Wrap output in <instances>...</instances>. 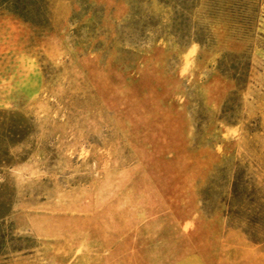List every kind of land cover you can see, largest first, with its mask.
Wrapping results in <instances>:
<instances>
[{"label":"rangeland","instance_id":"rangeland-1","mask_svg":"<svg viewBox=\"0 0 264 264\" xmlns=\"http://www.w3.org/2000/svg\"><path fill=\"white\" fill-rule=\"evenodd\" d=\"M207 1L209 49L137 39L157 0H48L44 28L0 9V264H264V231L201 198L236 165L264 194V0ZM224 52L251 61L229 121Z\"/></svg>","mask_w":264,"mask_h":264},{"label":"trees","instance_id":"trees-1","mask_svg":"<svg viewBox=\"0 0 264 264\" xmlns=\"http://www.w3.org/2000/svg\"><path fill=\"white\" fill-rule=\"evenodd\" d=\"M165 8L171 9L167 24H161L152 16L137 17L132 10L130 26L138 35L137 39H145L147 33L155 39H173L180 47L192 43L201 48H210L213 38L206 26H199L194 21V13L201 0H157ZM209 15L216 11L215 4L208 0ZM0 9L18 20L35 27H46L49 24L48 0H0ZM212 13V14H210ZM137 18V20H136ZM139 40V41H141ZM251 68L250 57L247 53L239 54L224 52L216 61V70L234 84V90L224 101L221 117L229 121L240 100V92L247 86ZM225 169L218 176L209 179L201 192L204 210L212 211L217 205L224 208L223 214L228 222L239 225L248 240L260 244V235L264 231V194L247 177L245 169L236 165L231 181H227ZM227 181L226 191L223 183ZM222 191V192H221ZM244 226L243 229L240 226ZM0 239H2L0 237Z\"/></svg>","mask_w":264,"mask_h":264}]
</instances>
